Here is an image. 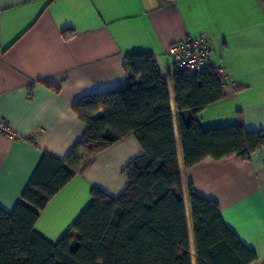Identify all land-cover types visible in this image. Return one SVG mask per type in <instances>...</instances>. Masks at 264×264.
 Listing matches in <instances>:
<instances>
[{
	"label": "crops",
	"instance_id": "0c3cea01",
	"mask_svg": "<svg viewBox=\"0 0 264 264\" xmlns=\"http://www.w3.org/2000/svg\"><path fill=\"white\" fill-rule=\"evenodd\" d=\"M200 34L211 45L210 65L221 68L224 95L198 114L199 125L241 119L246 130H264V0H0V118L18 136L0 135V208L12 211L44 153L67 158L87 128L73 103L120 86L125 55L152 54L166 78L168 47ZM167 84L191 252L189 183L218 203L223 222L255 251L251 264H264V146L248 159L205 157L184 167ZM142 154L133 134L99 151L47 201L34 231L56 242L89 205L93 187L122 194L123 169Z\"/></svg>",
	"mask_w": 264,
	"mask_h": 264
},
{
	"label": "trees",
	"instance_id": "16d2710c",
	"mask_svg": "<svg viewBox=\"0 0 264 264\" xmlns=\"http://www.w3.org/2000/svg\"><path fill=\"white\" fill-rule=\"evenodd\" d=\"M123 71L120 86L73 103L87 128L67 158L44 153L12 211L0 208V264H192V257L195 264L253 263L255 251L223 222L218 203L189 183L191 252L167 80L184 167L205 157L248 159L264 146V130H246L241 119L222 127L199 125L198 114L224 95L223 78L210 64L201 72L171 69L165 78L152 54L133 52L125 55ZM127 134L143 154L123 169L129 184L122 194L113 198L93 187L89 205L56 242L36 233L47 201Z\"/></svg>",
	"mask_w": 264,
	"mask_h": 264
},
{
	"label": "built area",
	"instance_id": "2783aa9c",
	"mask_svg": "<svg viewBox=\"0 0 264 264\" xmlns=\"http://www.w3.org/2000/svg\"><path fill=\"white\" fill-rule=\"evenodd\" d=\"M212 49L209 39L200 34L198 37H185L168 47L167 53L171 59V69L187 72H201L210 64ZM221 74V68H215ZM223 78V77H222ZM0 135L9 139H17V134L9 124L0 118Z\"/></svg>",
	"mask_w": 264,
	"mask_h": 264
},
{
	"label": "rangeland",
	"instance_id": "374dc122",
	"mask_svg": "<svg viewBox=\"0 0 264 264\" xmlns=\"http://www.w3.org/2000/svg\"><path fill=\"white\" fill-rule=\"evenodd\" d=\"M188 206V205H187Z\"/></svg>",
	"mask_w": 264,
	"mask_h": 264
}]
</instances>
